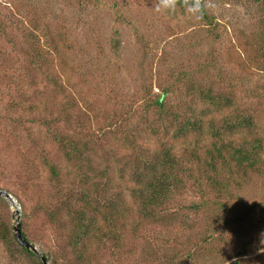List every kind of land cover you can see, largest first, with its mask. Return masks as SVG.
I'll list each match as a JSON object with an SVG mask.
<instances>
[{"label": "rangeland", "instance_id": "374dc122", "mask_svg": "<svg viewBox=\"0 0 264 264\" xmlns=\"http://www.w3.org/2000/svg\"><path fill=\"white\" fill-rule=\"evenodd\" d=\"M155 2L0 0V188L15 198L27 238L49 264H83L69 243L71 213L61 208L55 222L47 217L69 197L76 204L71 191L78 186L72 178L55 183L46 161L62 163L63 173L72 168L61 142L71 129H82L81 138L113 131L114 139L124 126L143 130L157 115L148 101L167 90L175 110L214 108L221 124L253 117L255 126L233 144L250 149L254 165L244 161L233 174L222 169L217 186L196 169L201 184L187 178L184 190L152 208L156 216L127 190L132 218L120 242L89 243L87 262L264 264V4L212 0L194 14L182 6L157 11ZM1 197L0 224L14 233L16 207ZM0 264L32 260L8 239L0 241Z\"/></svg>", "mask_w": 264, "mask_h": 264}, {"label": "trees", "instance_id": "16d2710c", "mask_svg": "<svg viewBox=\"0 0 264 264\" xmlns=\"http://www.w3.org/2000/svg\"><path fill=\"white\" fill-rule=\"evenodd\" d=\"M255 1L264 4V0ZM32 63L35 68L40 66L39 60ZM51 80L65 92L64 82L59 77ZM167 93L165 90L148 101L157 115L151 121L147 119L148 126L143 130L138 126H124L117 130L114 139L113 131L88 133L81 138L80 134L84 136L82 129H71L74 134L61 139L64 157L72 165L67 173H63L62 163L46 161L55 183L61 185L65 178H72L78 186L76 192L71 191L76 204L69 197L65 203L59 202V210L58 207L51 209L47 217L55 222L61 208L71 213L69 243L79 263L90 264L87 262L89 243L116 238L120 242L122 229L132 218L123 197L127 190L135 200L142 202L147 215L156 216L158 213L152 208L166 205L178 191L184 190L187 178H194L201 184L196 169L207 176L211 186H217L221 185L217 175L222 169L233 174L235 169L242 168L244 161H248L249 166L254 165L252 151L233 144L243 129L255 126L253 117L242 115L237 121L224 120L221 124L214 108L198 110L192 103L183 111L171 108ZM200 97L216 104V96L212 93H202ZM69 104L65 103L68 107ZM14 105L36 112L32 103L15 100ZM100 150L107 154L106 160L99 156ZM96 155L99 156L97 160ZM92 193L95 195L91 196ZM23 234L27 238L24 230ZM8 239L22 246L32 264H44L40 255L20 243L15 231L11 233L10 227L0 224V241ZM243 254L241 251L236 258ZM234 264H240V260L235 259Z\"/></svg>", "mask_w": 264, "mask_h": 264}, {"label": "clouds", "instance_id": "9594fccd", "mask_svg": "<svg viewBox=\"0 0 264 264\" xmlns=\"http://www.w3.org/2000/svg\"><path fill=\"white\" fill-rule=\"evenodd\" d=\"M192 9L195 12H202L205 8L212 6V0H156L154 7L157 11L174 13L178 7Z\"/></svg>", "mask_w": 264, "mask_h": 264}, {"label": "water", "instance_id": "95a60500", "mask_svg": "<svg viewBox=\"0 0 264 264\" xmlns=\"http://www.w3.org/2000/svg\"><path fill=\"white\" fill-rule=\"evenodd\" d=\"M0 196H4L7 199H9L14 204V206L16 207L15 209L17 211L18 217L16 220V225H15L14 231H15V234H16L18 240L20 241V243L22 245H24L25 247L34 251L36 254L40 255L44 264H49V260L47 259L46 255L36 245H34L31 241H29L24 236L23 230H22V223H21V218H20L19 207L17 206L15 198L13 197V195L8 190L0 188Z\"/></svg>", "mask_w": 264, "mask_h": 264}]
</instances>
